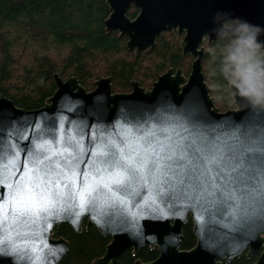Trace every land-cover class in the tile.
Returning <instances> with one entry per match:
<instances>
[{"label": "water", "instance_id": "1", "mask_svg": "<svg viewBox=\"0 0 264 264\" xmlns=\"http://www.w3.org/2000/svg\"><path fill=\"white\" fill-rule=\"evenodd\" d=\"M106 4L110 13L105 30L125 37L126 48L135 55L154 49L163 32L182 35L181 55L193 57L190 71L184 75L181 68L170 67L147 89L131 81L128 92H113L110 77L95 80L86 90L75 76L62 79L54 74L56 89L37 109L17 107L0 93V264H59L68 242L53 237V229L66 223L79 232L83 222L86 229L94 226L110 237L104 254L91 264H118L127 250L135 254L143 246L155 248L158 256L134 264H221L244 252L247 258L256 256L252 264H264L260 209H245L249 223L240 226L237 217L242 213L227 191L205 195L193 205L186 199V185L163 177L129 181L125 191L113 185L111 192L96 193L83 206L78 194L66 195L50 209L51 216L11 215L13 186L37 166L77 158L81 173L94 167L103 170L105 153L161 124L167 126L185 109L195 108L204 122L197 130L209 139L227 138L225 126L233 122L264 119V110L237 107L233 101L232 108L220 111L202 72V36L216 27L213 17L226 13L264 27V0H106ZM130 7L137 10L134 18L127 16ZM171 126L181 132L176 124ZM82 179L76 178V192ZM188 219L195 245L182 249V228Z\"/></svg>", "mask_w": 264, "mask_h": 264}, {"label": "trees", "instance_id": "2", "mask_svg": "<svg viewBox=\"0 0 264 264\" xmlns=\"http://www.w3.org/2000/svg\"><path fill=\"white\" fill-rule=\"evenodd\" d=\"M109 13L106 0H0V93L17 107L37 109L56 89L54 74L62 79L75 76L86 90L91 89L92 81L110 77L113 92H128L131 81L144 86L170 67L189 72L181 58L180 36L164 32L154 49L135 55L126 48L125 37L105 30ZM136 14L134 7L127 11L130 18ZM208 61L205 50L202 72L210 86ZM211 97L220 110L232 104L227 93L213 88ZM53 237L68 242L59 264H91L110 242V237L101 235L94 226L86 229L85 222L79 232L61 223L53 229ZM194 245L188 221L182 228L181 248ZM245 255L227 264H252L256 259ZM157 256L155 248L143 246L135 254L127 250L118 264L149 262Z\"/></svg>", "mask_w": 264, "mask_h": 264}, {"label": "snow or ice", "instance_id": "3", "mask_svg": "<svg viewBox=\"0 0 264 264\" xmlns=\"http://www.w3.org/2000/svg\"><path fill=\"white\" fill-rule=\"evenodd\" d=\"M202 123L194 107L185 109L167 126L161 124L133 137L125 147L105 153L106 158L101 161L105 165L103 170L94 167L91 172L81 173L77 170V158L62 164L50 162L43 168L37 166L27 179L13 186L11 215L51 216L50 209L66 195L74 198L78 194L83 206L94 194L105 189L111 192L113 185L125 191L129 181L146 177L155 181L163 177L186 185V199L193 205L205 195L227 191L242 213L237 222L246 226L249 217L245 209L255 207L264 213V119L226 125L228 136L223 140L204 136L197 130ZM172 124L179 126L181 132ZM78 175L83 179L76 192Z\"/></svg>", "mask_w": 264, "mask_h": 264}, {"label": "clouds", "instance_id": "4", "mask_svg": "<svg viewBox=\"0 0 264 264\" xmlns=\"http://www.w3.org/2000/svg\"><path fill=\"white\" fill-rule=\"evenodd\" d=\"M206 32L210 87L227 93L237 107L264 110V27L217 13Z\"/></svg>", "mask_w": 264, "mask_h": 264}, {"label": "flooded vegetation", "instance_id": "5", "mask_svg": "<svg viewBox=\"0 0 264 264\" xmlns=\"http://www.w3.org/2000/svg\"><path fill=\"white\" fill-rule=\"evenodd\" d=\"M169 32H172V31H169ZM172 33H175V34H177L178 36H180V39H181V37H182V35H179L177 32H172ZM180 39H179V41H180ZM179 41H178V46H179ZM202 46L204 47V51H203V54H204V52H205V50H206V42L205 41H203V43H202ZM180 48V47H179ZM181 51V50H180ZM202 57H203V55H202ZM181 58H182V60L185 62V64L187 63V64H189V66H191V63H192V60H193V57L192 56H187V57H182V55H181ZM177 68H181V67H177ZM176 68V69H177ZM182 69V68H181ZM189 70H190V67H189ZM188 221H191V219H188L187 220V222ZM191 223H192V221H191ZM247 258V257H246ZM223 263H225V264H227L225 261H222V263L221 264H223ZM229 263V262H228Z\"/></svg>", "mask_w": 264, "mask_h": 264}, {"label": "rangeland", "instance_id": "6", "mask_svg": "<svg viewBox=\"0 0 264 264\" xmlns=\"http://www.w3.org/2000/svg\"><path fill=\"white\" fill-rule=\"evenodd\" d=\"M187 65H188V66H187ZM189 67H190L189 64L186 63V67H185V69H186V68L189 69ZM184 74H185V73H184ZM187 74H188V73H187ZM185 75H186V74H185ZM94 81H95V80H94ZM94 81H92V83H91V84H92L91 89L93 88V82H94ZM152 82H153V81H150V80H149V81H147L146 83H144V84H145L144 86H143V85H142V86L140 85V86L143 87V88H145V89H147V88H149V87L151 86V83H152ZM91 89H90V90H91ZM130 89H131V87H130ZM231 101H232V100H231ZM229 108H232V104H231V106L228 107L227 109H229ZM227 109H223V110H220V109H219V110H220V111H224V110H227ZM254 257H256V256H254Z\"/></svg>", "mask_w": 264, "mask_h": 264}, {"label": "bare ground", "instance_id": "7", "mask_svg": "<svg viewBox=\"0 0 264 264\" xmlns=\"http://www.w3.org/2000/svg\"><path fill=\"white\" fill-rule=\"evenodd\" d=\"M129 91H130V90H129ZM231 260H232V259H231ZM231 260H230V261H231ZM223 261H224V260H223ZM230 261H229V262H230ZM226 263H228V262H226Z\"/></svg>", "mask_w": 264, "mask_h": 264}]
</instances>
